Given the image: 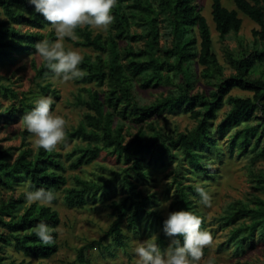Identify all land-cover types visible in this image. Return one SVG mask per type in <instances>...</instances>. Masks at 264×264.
<instances>
[{
    "label": "trees",
    "instance_id": "1",
    "mask_svg": "<svg viewBox=\"0 0 264 264\" xmlns=\"http://www.w3.org/2000/svg\"><path fill=\"white\" fill-rule=\"evenodd\" d=\"M233 1L236 10L226 8L223 0H212V16L217 32L222 39L231 33H238L243 24L239 16V12H242L259 26V29L253 30V36L260 47L251 46L238 57L229 53L234 73L228 78H222L224 69L214 53L210 26L194 0H117L112 11L114 34H95L91 27L76 29V35L81 39L78 45L98 53L95 59H83L79 67L86 75L75 79L76 82L95 84L98 87L107 85V90L102 99L101 91L83 88L87 96L79 95L77 98V105L86 107L87 112L76 128L66 130L65 138L66 141L81 140L86 145L76 147L68 154L72 161L70 168L79 169L94 163L106 148H111V153L118 160L131 164L121 174L122 197L110 203L115 219L100 241L87 244L78 251L77 259L81 264H91L87 259L89 249L99 246L107 250L103 244L106 240H110L117 248H127L131 236L125 233V228L133 235H139L143 221L152 219L147 226L149 233H154L159 226L163 230L164 218L155 210L148 211L154 196L145 195L130 180L131 170L139 171L143 178L148 177V174L141 172L147 157L155 164L180 159L181 164L186 162L194 171L205 172L210 169L205 162L207 153L222 155L217 145L221 140L219 133L223 134L224 130L229 131L247 121L258 119L257 123L252 122L237 129L229 139L228 149L231 153L237 150L240 157L253 153L256 159L264 158V146H261L264 141V117H258L260 113L264 115V0ZM159 22L171 38L170 46L165 48L159 46ZM135 24L144 27L146 36L132 33L131 28ZM49 27L52 26L35 11L29 0H0V66L9 65L20 56L36 55L35 44L39 41H54L56 37L53 33H44ZM136 39H146L144 49L136 51L129 47L121 51L120 40ZM194 59H198L203 67L204 79L219 80L217 91L210 96L190 94L194 80L189 65ZM32 66L39 80H46L54 74L44 61L40 66L33 61ZM255 73L259 77L253 78ZM180 75H183L184 80L176 93L149 106L133 103L130 77L138 78L144 87H158L172 84L174 78ZM0 88L16 96L9 87L0 85ZM235 88L250 92L253 97L230 95ZM42 91L56 94L51 84L42 86ZM225 98L230 110L224 121L214 129L213 122L217 120ZM34 107V103L23 101L19 108H12L7 119H13V112L20 113L22 117ZM180 111L189 114L197 125L176 136H164L152 122L147 124L149 132L140 129L127 141L122 123L115 125V116L120 121L130 120L142 124L154 117ZM5 114H0V120L6 117ZM65 171L60 154L53 151L41 148L32 155L31 150L23 149L15 157L11 150L0 148V191L13 193L18 187L23 189L18 197L10 196L7 201L0 203V240L13 245L26 258L46 260L57 254L60 249L58 231L54 234L55 243L44 245L31 229L40 222L56 229L61 224L59 212L52 206L28 203L24 199L27 190L44 188L55 192L56 200L53 204L58 202L57 192L63 191L64 203L68 207L82 208L89 200L96 201L101 196L109 198L113 190L117 189L114 187L118 174L114 178L100 177L95 180L76 177L75 185L67 188ZM175 180L178 190L172 206L177 211H191L203 221L193 198L197 196L200 201L195 186H183L178 178ZM244 218H249L250 223H242L231 236L239 248H243L244 243L255 234L264 238V201L259 200L256 208L234 206L224 219L229 225H234ZM162 239L159 245L164 243ZM206 254L205 248L204 257ZM2 260L0 257V264Z\"/></svg>",
    "mask_w": 264,
    "mask_h": 264
},
{
    "label": "rangeland",
    "instance_id": "2",
    "mask_svg": "<svg viewBox=\"0 0 264 264\" xmlns=\"http://www.w3.org/2000/svg\"><path fill=\"white\" fill-rule=\"evenodd\" d=\"M195 5L201 10L202 15L207 19L213 36V49L218 57L220 64L223 66V77H230L234 71L230 64L229 53L238 57L251 46L260 43L254 38L253 30L259 29V26L249 19L242 12L239 16L243 20L242 28L238 33H231L228 37L222 39L216 30V25L212 16V0H194ZM223 5L229 10H236V5L233 0H223ZM25 29V28H23ZM95 34H103L108 36L115 33V29L110 25L107 30L93 29ZM131 31L133 34L146 36L147 31L139 24H135ZM53 33V27L47 28L44 33ZM159 46L165 48L170 46L171 38L168 35L164 25L158 23ZM198 41L199 36L196 32ZM78 37V36H77ZM56 40V39H55ZM81 39L78 37L75 41L70 38H65L64 45L66 50H77L83 58L90 57L95 59L98 55L91 48H86L78 45ZM146 39L120 40L119 47L123 52L125 48L132 47L134 50L145 48ZM36 61L40 66L43 60L38 56H20L7 66H0V85L9 87L16 96L7 93L5 89L0 88V114L5 113L4 119L0 120V148L9 149L16 157L23 149L31 150L32 155L37 153L39 149L34 147V138L26 131L20 123V113H15L12 120H8L12 108H19L23 101L34 103L40 96H51L54 100L52 112L54 115H60L67 121L66 130L76 128L84 118L87 112L86 107L77 105L79 95L86 97L84 89H92L93 91H101V98L104 99L107 85L98 87L95 84H78L75 79L71 81H63L62 78H57L55 74L46 80L36 78L35 70L32 62ZM190 72L193 76L194 86L190 90L191 95L204 94L210 96L212 92L217 91L219 80H206L202 77L203 67L199 64L198 59H194L189 65ZM130 76L129 74H127ZM253 78L259 77L258 73L253 74ZM131 79L133 103L137 106H149L158 100L168 96L169 94L178 91L179 84L184 80L183 75L174 78L172 84L161 85L158 87H144L138 78ZM46 84L52 85L51 92L42 91V86ZM230 95L241 98H252L253 94L240 89H233ZM225 103L218 112V118L213 122L214 129L224 121L226 114L230 110V106ZM9 112V113H7ZM259 118H263V114H258ZM115 125L122 123L124 136L127 141H130L140 129L149 132L147 124L154 123L164 136H176L179 133L187 132L193 129L197 122L193 120L189 114L182 111L177 113L164 114L161 117H154L142 124H136L130 120L120 121L119 117L115 116ZM258 122L250 120L238 128L224 130L223 134L219 133L217 145L221 148V157L215 152L207 153V168L209 170L196 172L189 167L186 162L181 164V160L167 161L164 164H155L146 158L141 169L142 173L148 174L147 178L139 175V171H130V180H133L140 190L145 195L154 196V202L149 209H155L159 214L167 219L168 214L177 211L175 206H172L173 200L176 198L178 185L176 178L183 183V186L189 184L195 186L199 183L212 196L211 206H205L200 203L197 196H193L196 210L203 217L202 230L210 232L213 236V243L206 247L207 254L204 259L213 258L216 264H264V238L260 234L244 243L243 248H239L235 242L231 240L234 230L242 223L249 224V218L240 220L237 224L229 225L224 219L234 206H245L248 208H256L259 200L264 201V158L256 159V154L248 153L245 156H238V151L231 153L228 149L229 139L237 129L244 128L249 123ZM81 140L66 141L57 145L53 150L54 153L60 154L66 171L64 175L68 178L67 188L75 185V178L83 179H98L114 178L117 174V180L112 195L109 198L101 196L98 200L89 202L82 208H70L64 203V192H57L58 202L52 204L53 209L59 212L61 224L58 227V243L60 249L53 257L40 260L26 258L22 253L15 250L13 245L6 241L0 240V257L3 258L2 264H81L78 261V251L85 245L100 241L108 231L115 216L112 213L110 203L114 199L122 197L120 184L123 175V169L131 166L117 159V156L111 153V148H106L100 158L90 165L83 166L79 169L70 168L71 160L68 154L76 147L85 146ZM264 146V141L262 142ZM103 147V145H102ZM23 191L18 187L15 192L0 191V203L3 200H8L10 196L18 197ZM25 199V197H24ZM26 200V199H25ZM162 202H170L167 207H161ZM29 203V202H28ZM152 222V219L143 221L140 234L133 235L131 231L126 230L125 233L130 235L129 246L127 248H117L113 246L110 240L104 241L106 249L96 246L87 251V259L91 264H138V256L135 254V247L139 242L156 235L158 244L163 237V244L159 245L162 250L166 249L171 239L163 233L162 227L159 226L154 233H149L147 226ZM0 232L2 230L0 229Z\"/></svg>",
    "mask_w": 264,
    "mask_h": 264
},
{
    "label": "clouds",
    "instance_id": "3",
    "mask_svg": "<svg viewBox=\"0 0 264 264\" xmlns=\"http://www.w3.org/2000/svg\"><path fill=\"white\" fill-rule=\"evenodd\" d=\"M35 11L54 28L56 40L44 39L35 44V53L45 63L47 68L63 81L80 79L86 75L79 65L83 56L77 51L65 48V38L75 41L77 28L91 27L93 29L107 28L113 22L112 11L117 0H29ZM51 96H40L35 101V107L21 117L20 123L34 138V147L53 151L65 140L67 121L60 115H54ZM195 191L200 197V203L211 206L212 196L199 183ZM25 199L29 203H40L51 206L56 200V193L39 188L27 190ZM170 202H162L161 207H167ZM155 209H149L154 211ZM202 219L188 210L174 211L168 214L163 223L166 236L172 238L169 246L162 250L158 237L153 235L141 241L135 247L138 264H216L211 257L204 259V249L213 243L210 232L202 230ZM31 231L44 245L55 243V233L58 229L40 222Z\"/></svg>",
    "mask_w": 264,
    "mask_h": 264
}]
</instances>
